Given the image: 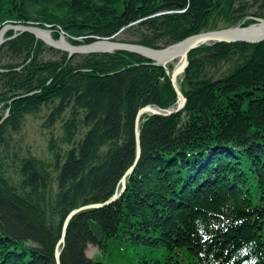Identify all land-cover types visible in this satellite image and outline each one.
Returning a JSON list of instances; mask_svg holds the SVG:
<instances>
[{
    "label": "trees",
    "instance_id": "1",
    "mask_svg": "<svg viewBox=\"0 0 264 264\" xmlns=\"http://www.w3.org/2000/svg\"><path fill=\"white\" fill-rule=\"evenodd\" d=\"M240 5L241 0H0V29L9 23L53 25L89 43L128 26L129 37L136 33L138 39L127 41L161 48L225 27H219V17L228 26L237 24L246 11ZM45 45L26 32L0 50V62L7 46L13 57L26 51L24 63L31 58L21 69L5 60L0 65V121L10 110L0 125V145L9 148L10 131L19 132L26 115L53 105L44 127L70 111L63 141L71 147L63 154L52 137L53 163L15 154L17 181L7 174L8 157L0 151V264H56L67 215L108 200L133 165L138 110L177 104L170 73L140 54L68 60L66 52L49 47L62 56L45 60L39 57ZM189 61L180 81L185 109L142 117L141 156L125 193L112 205L74 216L61 264H264V42L202 46ZM89 246L101 254L89 257Z\"/></svg>",
    "mask_w": 264,
    "mask_h": 264
},
{
    "label": "water",
    "instance_id": "2",
    "mask_svg": "<svg viewBox=\"0 0 264 264\" xmlns=\"http://www.w3.org/2000/svg\"><path fill=\"white\" fill-rule=\"evenodd\" d=\"M13 30L15 33L7 37V33ZM29 32L35 35L38 39L44 41L47 45L63 50L67 52L69 56H73L75 54H93V53H113L118 50L128 51L132 53H137L145 58L152 60L153 65H161L166 66L168 62H171L174 59H179L176 67L171 76V82L173 87L178 95L177 107L171 110H164L158 107L153 106H144L140 108L137 112L136 122H135V137H136V159L133 166H131L126 174L121 179L122 189L120 192H117L109 201L104 204H91L86 205L84 207H80L74 211H72L63 226L62 238L59 241V244L65 242V236L68 229L69 221L72 217L79 212L80 210H84L87 208H101L103 206L112 204L116 200L120 198L123 194L126 187V176L130 174L140 156H141V140H140V129H139V119L140 117L149 112L154 115L161 116H169L175 113H179L184 110L187 104V97L181 91L178 83V79L180 76L184 74L188 65H189V54L192 50L198 48L202 44H216V43H231V42H247V43H258L264 41V20L261 19L257 23L250 24L248 26H234L224 29L217 30H208L205 32H201L198 34L191 35L186 39L170 46L167 48H155L151 46H147L139 43L125 42L121 40H116L114 38H103L91 43H83V44H72L66 41L64 36H61L60 39L56 40L50 34V31L47 29H43L36 25H26V24H6L0 29V48L3 44L9 40L14 38L15 36ZM56 261L57 264H61V250L59 247L56 249Z\"/></svg>",
    "mask_w": 264,
    "mask_h": 264
},
{
    "label": "rangeland",
    "instance_id": "3",
    "mask_svg": "<svg viewBox=\"0 0 264 264\" xmlns=\"http://www.w3.org/2000/svg\"><path fill=\"white\" fill-rule=\"evenodd\" d=\"M245 0H241V4L244 2ZM248 3V5L246 6V11L244 10V14L242 15L243 18L244 17H248L249 15L247 14V12L250 8L249 12H254V8L250 7L249 5L252 4V0H246ZM261 3H263L262 9L264 10V0H261ZM180 11H184V10H180ZM251 14V13H249ZM141 20H138L136 22H133V24L135 25H139V22ZM219 27L225 26V27H230L232 25H227V22L224 19H217ZM240 23V21L238 22ZM237 23V24H238ZM234 24L233 26L237 25ZM32 25H36V24H32ZM39 26L43 29H47L48 31H50V34L52 35V37L56 40L60 39L61 36H64L66 41L73 43L71 39L77 40V41H81L83 43H88L84 41L83 37H72L70 36V34L62 29V28H55V26L53 25H47V26H41V25H36ZM130 26V25H129ZM128 27V26H127ZM123 27L120 31H118L117 33L113 34L110 37H105V38H114L117 40H126V39H132L135 38V36H137L136 38L138 39V34L135 33L134 37H129V33L128 30L130 27ZM137 27V26H134ZM8 34V33H7ZM57 34V36H56ZM99 39H103V38H96L94 41L99 40ZM127 41V40H126ZM93 42V41H92ZM90 43V42H89ZM174 44H170L168 46H165L163 48H167L170 47ZM42 55H40L39 57L44 58L45 60H59L61 58V53L57 52L56 50H51L49 48L48 45H45L44 47H42ZM12 52L9 51V46L5 47V51L3 53V60L0 62V65L2 64V62L4 61V63H13L15 65L18 66V69L23 68L26 64H28L31 61V58L29 60H27L26 63H24L26 60V51L17 54V56L15 54L14 57L11 55ZM33 58V56H32ZM82 59V56H79L76 58V62L80 61ZM169 63H177V59L172 60ZM168 65V63L166 64ZM229 66H231V63L229 64H225L222 65L221 69H219L218 73H216L217 76L222 75L223 73H225L226 70H228ZM4 69V68H3ZM2 68H0L1 71H3ZM0 71V72H1ZM212 73L214 72V70L211 71ZM0 91H1V84H0ZM51 109H53V105H49V106H45L43 107V109H41L38 113H33V114H28L25 116L24 118V122H23V127L20 129L19 132H10L9 133V137H10V144H9V148L6 149L4 146L0 145V151L3 153L4 157H8L7 158V174L13 178L15 181H17L19 178L18 176V161L15 160V154H17L18 157H23V156H27V155H34L38 158H41L49 163H53V157L52 154L49 150V142L50 139L52 137L55 138V140L58 142L61 152L64 153L65 151L68 150V148H70L71 146H69L66 142L63 141V121L59 120L55 126H53L50 129L44 128L43 127V123L45 121V119L47 118L48 114L50 113ZM70 112L68 111L65 116L64 119L67 118L69 116ZM87 131V129L85 130H81L80 133L76 136V141H79L85 134V132ZM6 149V150H5ZM6 159V158H4ZM53 170V169H52ZM52 176H53V182H52V187L56 189V191H58V181H57V172L54 170L52 171ZM88 256L93 257L95 255H100V250L97 247H89L88 251H87Z\"/></svg>",
    "mask_w": 264,
    "mask_h": 264
},
{
    "label": "flooded vegetation",
    "instance_id": "4",
    "mask_svg": "<svg viewBox=\"0 0 264 264\" xmlns=\"http://www.w3.org/2000/svg\"><path fill=\"white\" fill-rule=\"evenodd\" d=\"M249 2H247L246 0L242 3V5H240V8H242V6L244 8H246V6L248 5ZM251 8L253 7L254 8V12H249L251 14H249L250 16H248L246 18V20L252 18L254 20V22L256 21H259L260 19H263L264 18V10L262 9V6H263V3H261V0H252V4L249 5ZM243 12L240 10V15H242ZM245 20L242 19L240 21V24L241 23H244Z\"/></svg>",
    "mask_w": 264,
    "mask_h": 264
},
{
    "label": "bare ground",
    "instance_id": "5",
    "mask_svg": "<svg viewBox=\"0 0 264 264\" xmlns=\"http://www.w3.org/2000/svg\"><path fill=\"white\" fill-rule=\"evenodd\" d=\"M263 42H264V41H262V42H258V43H263ZM246 43H247V42H246ZM258 43H257V44H258Z\"/></svg>",
    "mask_w": 264,
    "mask_h": 264
}]
</instances>
